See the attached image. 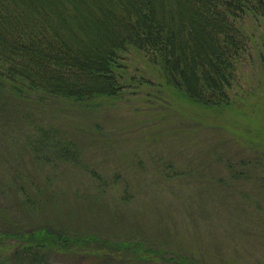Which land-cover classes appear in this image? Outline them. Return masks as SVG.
Listing matches in <instances>:
<instances>
[{
	"label": "rangeland",
	"instance_id": "rangeland-1",
	"mask_svg": "<svg viewBox=\"0 0 264 264\" xmlns=\"http://www.w3.org/2000/svg\"><path fill=\"white\" fill-rule=\"evenodd\" d=\"M244 25L252 45L226 109L160 99L151 85L87 114L47 104L52 114H37V125L53 121L67 151L39 159L25 141L35 127L0 129V231L44 226L135 243L124 253L89 245L15 258L3 239L0 260L264 264V25L249 16Z\"/></svg>",
	"mask_w": 264,
	"mask_h": 264
},
{
	"label": "trees",
	"instance_id": "trees-1",
	"mask_svg": "<svg viewBox=\"0 0 264 264\" xmlns=\"http://www.w3.org/2000/svg\"><path fill=\"white\" fill-rule=\"evenodd\" d=\"M246 16L264 25V0H0V129L35 127L25 141L39 159L67 151L53 121L37 125V114H52L47 104L87 114L151 85L160 99L171 94L226 109L252 45ZM45 146L51 155L41 152ZM3 239L15 258L42 257L50 248L124 253L135 247L44 226L0 231Z\"/></svg>",
	"mask_w": 264,
	"mask_h": 264
}]
</instances>
